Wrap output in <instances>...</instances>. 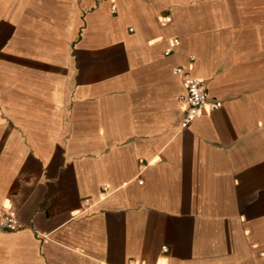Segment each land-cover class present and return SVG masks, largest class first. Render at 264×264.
<instances>
[{"label":"crops","instance_id":"1","mask_svg":"<svg viewBox=\"0 0 264 264\" xmlns=\"http://www.w3.org/2000/svg\"><path fill=\"white\" fill-rule=\"evenodd\" d=\"M0 207V264H264V0H0Z\"/></svg>","mask_w":264,"mask_h":264},{"label":"built area","instance_id":"2","mask_svg":"<svg viewBox=\"0 0 264 264\" xmlns=\"http://www.w3.org/2000/svg\"><path fill=\"white\" fill-rule=\"evenodd\" d=\"M116 10V5H113V11ZM178 38H173L174 43H178ZM171 49L166 51L167 54ZM175 72L183 74L186 93L183 96L186 105L183 115L182 126L187 127L191 121L204 112H209L219 108L221 103L218 100L210 99L206 84L203 78L193 76L188 70L178 66L174 69ZM22 226L18 217L11 211L0 207V227L5 229H15ZM166 249V248H165ZM128 264H143L132 259Z\"/></svg>","mask_w":264,"mask_h":264}]
</instances>
